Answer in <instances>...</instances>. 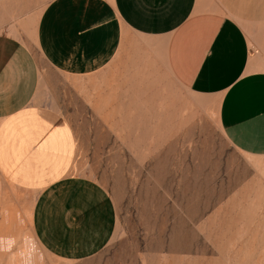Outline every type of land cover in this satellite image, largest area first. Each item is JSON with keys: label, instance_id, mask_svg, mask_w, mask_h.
<instances>
[{"label": "crops", "instance_id": "crops-1", "mask_svg": "<svg viewBox=\"0 0 264 264\" xmlns=\"http://www.w3.org/2000/svg\"><path fill=\"white\" fill-rule=\"evenodd\" d=\"M164 71L216 98L228 141L264 157V0H0L1 244L18 232L2 250L30 232L45 259L67 256L53 234L78 153L71 99L100 119L133 89L163 88Z\"/></svg>", "mask_w": 264, "mask_h": 264}, {"label": "rangeland", "instance_id": "rangeland-1", "mask_svg": "<svg viewBox=\"0 0 264 264\" xmlns=\"http://www.w3.org/2000/svg\"><path fill=\"white\" fill-rule=\"evenodd\" d=\"M161 76L163 88L133 89L100 119L71 99L78 153L67 230L53 234L67 256L45 259L30 232L7 254L11 231L0 264H264V157L228 141L216 98Z\"/></svg>", "mask_w": 264, "mask_h": 264}, {"label": "bare ground", "instance_id": "bare-ground-1", "mask_svg": "<svg viewBox=\"0 0 264 264\" xmlns=\"http://www.w3.org/2000/svg\"><path fill=\"white\" fill-rule=\"evenodd\" d=\"M10 233H11V232H10ZM17 233H18V232H17ZM9 236H11V235L9 234ZM6 237H7V236H6ZM6 237H5V238H6ZM9 239H10V237H9ZM9 241H11V240H9ZM9 241H8V242H9ZM13 242H14V241H13ZM13 242H11V243H13ZM5 244L7 245V243H5ZM1 246H2V245H1ZM1 255H2V254H1ZM1 257H2V256H1Z\"/></svg>", "mask_w": 264, "mask_h": 264}]
</instances>
